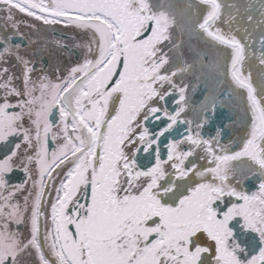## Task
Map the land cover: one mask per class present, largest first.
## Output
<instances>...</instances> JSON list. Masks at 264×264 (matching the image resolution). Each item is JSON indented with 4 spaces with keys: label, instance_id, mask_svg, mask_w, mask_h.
<instances>
[{
    "label": "snow or ice",
    "instance_id": "obj_1",
    "mask_svg": "<svg viewBox=\"0 0 264 264\" xmlns=\"http://www.w3.org/2000/svg\"><path fill=\"white\" fill-rule=\"evenodd\" d=\"M0 264H264V0H0Z\"/></svg>",
    "mask_w": 264,
    "mask_h": 264
},
{
    "label": "flooded vegetation",
    "instance_id": "obj_2",
    "mask_svg": "<svg viewBox=\"0 0 264 264\" xmlns=\"http://www.w3.org/2000/svg\"><path fill=\"white\" fill-rule=\"evenodd\" d=\"M22 175V174H21ZM241 240H243V237H241Z\"/></svg>",
    "mask_w": 264,
    "mask_h": 264
}]
</instances>
